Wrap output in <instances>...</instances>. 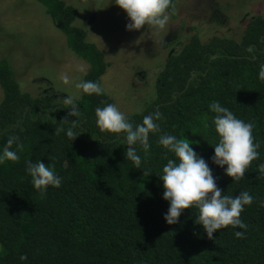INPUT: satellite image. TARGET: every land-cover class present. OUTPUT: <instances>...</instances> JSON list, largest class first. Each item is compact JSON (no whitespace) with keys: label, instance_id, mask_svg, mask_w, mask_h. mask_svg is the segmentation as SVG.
Listing matches in <instances>:
<instances>
[{"label":"trees","instance_id":"16d2710c","mask_svg":"<svg viewBox=\"0 0 264 264\" xmlns=\"http://www.w3.org/2000/svg\"><path fill=\"white\" fill-rule=\"evenodd\" d=\"M65 35L79 58L89 62L84 81L101 85L107 63L86 30L73 24L75 8L64 0H37ZM177 0L169 14L174 16ZM264 15L249 20L239 41L212 37L202 42L193 35L178 52L171 53L156 79V96L139 113L127 114L135 124L158 113L157 131L149 133V153L135 145L142 169L125 159L122 134L101 131L95 109L114 104L107 95L82 92L78 114L59 98L44 93L36 98L22 92L7 59H0V149L7 139L19 160L0 165V264H264ZM52 90V89H50ZM218 101L234 115L253 124L259 158L240 180H233L210 159L218 141L209 111ZM80 131L74 140L66 132ZM187 138L205 159L223 195L241 191L253 195L240 219L246 229L222 228L209 238L196 224L198 210L185 209L174 224L166 223L169 203L162 198L158 177L168 158L158 141L161 135ZM22 145V150L17 148ZM41 160L62 177L59 188L34 189L26 161ZM146 174L144 175V171ZM235 231H243L237 238ZM20 255L27 260L20 261Z\"/></svg>","mask_w":264,"mask_h":264},{"label":"rangeland","instance_id":"374dc122","mask_svg":"<svg viewBox=\"0 0 264 264\" xmlns=\"http://www.w3.org/2000/svg\"><path fill=\"white\" fill-rule=\"evenodd\" d=\"M64 1L76 10L73 24L84 28L87 41L104 54L101 86L125 115L141 112L155 99L156 79L168 56L193 35L202 42L212 37L239 41L249 20L264 15V0H177L164 29L129 31L126 12L114 0ZM0 59L12 66L20 90L36 98L45 92L80 98L75 85L90 67L71 51L37 0H0ZM65 99L58 101L65 104Z\"/></svg>","mask_w":264,"mask_h":264},{"label":"clouds","instance_id":"9594fccd","mask_svg":"<svg viewBox=\"0 0 264 264\" xmlns=\"http://www.w3.org/2000/svg\"><path fill=\"white\" fill-rule=\"evenodd\" d=\"M114 3L126 12L129 22L125 27L129 31L139 30L142 26L164 29L173 7L172 0H114ZM258 77L264 80V66H261ZM63 82L67 84L68 78L64 77ZM75 87L88 95L104 94L102 86L95 81L81 80ZM78 99L79 97L68 96L64 101L71 106L69 109L71 116L78 114L76 103ZM209 111L215 113L212 124L218 136L214 154L210 159L215 165L223 168L227 176L238 181L244 177L251 162L260 155L258 152L260 144L255 142L253 136L254 126L237 118L229 108L222 106L218 101L210 104ZM95 117L101 131L123 135L124 143L127 145L125 159L131 161L136 169H142V157L137 153L135 145L138 144L142 148L146 158L150 148L149 133L157 131L156 121L159 114L145 115L142 122L134 126L125 113L110 103L97 107ZM75 129L78 128L74 121L66 130L59 127L55 131L57 135L66 132L67 138L71 141L80 135V131H74ZM18 139L15 135L10 136L0 149V165L5 161L19 160L18 152L11 150V146ZM158 143L173 155V158L167 159L158 176L163 182L162 198L169 203V208L164 214L166 223H177L183 210L195 207L198 210L195 223L202 226L209 238H212L214 232L228 226L233 229H246L247 226L240 219V214L245 206L253 203V195L248 191H241L235 196L223 195L224 191L217 186L208 163L190 146L192 143L187 138L166 134L160 136ZM17 148L22 150V145L17 144ZM258 171L264 174V164L258 166ZM26 173L31 177L32 186L38 191H45L49 186L59 188L62 184V177L51 165L41 160L26 161ZM261 204L264 206V202ZM234 235L240 238L244 232L235 231ZM19 260L23 262L27 257L20 255Z\"/></svg>","mask_w":264,"mask_h":264}]
</instances>
